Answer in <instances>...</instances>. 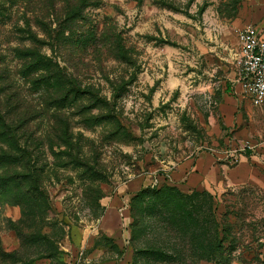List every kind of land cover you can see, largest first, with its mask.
<instances>
[{"label": "rangeland", "instance_id": "1", "mask_svg": "<svg viewBox=\"0 0 264 264\" xmlns=\"http://www.w3.org/2000/svg\"><path fill=\"white\" fill-rule=\"evenodd\" d=\"M78 4L0 0V264H264V106L235 91L264 0Z\"/></svg>", "mask_w": 264, "mask_h": 264}, {"label": "built area", "instance_id": "2", "mask_svg": "<svg viewBox=\"0 0 264 264\" xmlns=\"http://www.w3.org/2000/svg\"><path fill=\"white\" fill-rule=\"evenodd\" d=\"M239 43L235 91L252 106L264 105V33L254 23L237 33Z\"/></svg>", "mask_w": 264, "mask_h": 264}, {"label": "trees", "instance_id": "3", "mask_svg": "<svg viewBox=\"0 0 264 264\" xmlns=\"http://www.w3.org/2000/svg\"><path fill=\"white\" fill-rule=\"evenodd\" d=\"M68 2V1H67ZM78 6L77 9L72 11L71 14H75L81 11L83 7L88 5L90 3V0H78ZM53 5V4H52ZM24 39H28L32 45L23 48L24 56L27 58V62L24 66L25 71H38L40 70L42 73L40 75L41 78H46V82L50 81V78L55 80V82H58V84L63 83L62 82V75L61 72L56 70L54 67L52 60L48 57L47 54L42 52L40 48L45 44V40L43 38H40L35 32L31 31V29L28 27V34L27 37ZM61 81V82H59ZM5 116L2 112H0V124L3 125L5 123ZM10 124L8 123L7 126L5 125L4 128L9 127ZM6 129L0 130V134L4 133ZM14 155L11 153L3 152L0 155V160H4L8 163L14 162ZM2 158V159H1ZM25 177V176H21ZM148 188V187H147ZM147 188H142L138 191L139 194H143L147 191Z\"/></svg>", "mask_w": 264, "mask_h": 264}, {"label": "crops", "instance_id": "4", "mask_svg": "<svg viewBox=\"0 0 264 264\" xmlns=\"http://www.w3.org/2000/svg\"><path fill=\"white\" fill-rule=\"evenodd\" d=\"M262 14H263V16H264V9L262 10ZM263 21V22H262ZM254 24H256L259 28H260V30L264 33V17L262 18V20H261V22H254ZM248 103V102H247ZM249 104V103H248ZM250 106H252L251 104H249ZM263 106L264 105H262V106H258V107H261V108H263Z\"/></svg>", "mask_w": 264, "mask_h": 264}]
</instances>
